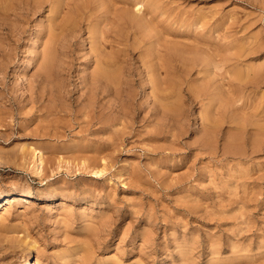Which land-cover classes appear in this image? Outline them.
Masks as SVG:
<instances>
[{"label": "rangeland", "instance_id": "1", "mask_svg": "<svg viewBox=\"0 0 264 264\" xmlns=\"http://www.w3.org/2000/svg\"><path fill=\"white\" fill-rule=\"evenodd\" d=\"M62 1L57 12L52 0H41L38 9L21 0L16 16L0 14V156L11 158L0 163V200L17 195L0 211V264H25L30 252L37 264H264V0H159L173 16L161 15L152 23L160 20L158 29L147 28L153 45L144 49L158 38L163 45L164 37L166 49L157 45L164 52L177 40H209L219 48L211 51L216 57L190 53L200 65L190 74L167 75L175 95L164 101V116L154 114L152 83L144 88L139 50L130 57L132 115L123 91L99 92L94 110L87 108L85 80L96 67L91 40L103 12L97 0ZM80 3L94 20L76 33L68 18ZM113 17L100 22L109 56L126 47H111ZM51 24L65 33H54ZM50 30L60 35L57 46ZM48 45L57 60L43 82ZM252 69L262 70L261 82ZM36 149L44 159L40 173Z\"/></svg>", "mask_w": 264, "mask_h": 264}, {"label": "bare ground", "instance_id": "2", "mask_svg": "<svg viewBox=\"0 0 264 264\" xmlns=\"http://www.w3.org/2000/svg\"><path fill=\"white\" fill-rule=\"evenodd\" d=\"M20 1L21 0H0V14H2V12H7V11H11L12 10V13L13 12H15L16 13V10L17 9H19V4H20ZM33 2H35V4H39V3H44V2H40L39 0H32ZM43 1H46V0H43ZM49 1H51V0H48V2ZM55 1V0H54ZM53 0H52V2L51 3H53L54 2ZM57 1H59V0H57ZM56 1V5L53 3V9H55L56 10V12L58 11V10H60L61 9V7H62V5L60 4L61 3V0L59 1V2H57ZM66 1V0H65ZM64 0L62 1V4L63 5H66V2H65ZM65 4H64V3ZM97 2H98V4H97V8H100V10H102V12H103V14H101V16H103V20H102V18L100 19L101 21V23H104L103 21L105 20V18L107 19V15H109V14H111L112 16H114L113 17V23H114V27L113 28H111V32H112V38H114V39H112V42H111V47L113 48V47H115V46H117V45H115V44H123V45H125L126 47H124V48H119L118 49V51H121L120 53L122 54H120L121 56H119V57H116L115 55H119L118 53H115V54H112L111 56H115V57H111V56H109V54H107L106 53V51H105V49L107 48L106 47V45H105V42L103 41V39H105V35L103 36L102 34V28H100V26H101V23L99 22V26L98 27H96V30H94L95 31V33H94V35L95 36H93V39H95V40H91V38H90V40L92 41L91 43H94L93 44V46H92V44H91V46H92V48H91V51H92V53H94V62L96 63V67H95V69H92V71H91V74H90V76L88 77V79H86L85 80V86H86V88L88 89V92L86 93V97H85V100H88V98H91V99H89L88 100V104L86 103L85 105L87 106V108H89L90 109V111H92V110H94V108H95V101L97 100V96H98V93L99 92H101V93H113V95L116 97V95H119V94H121L122 92L121 91H123V93L121 94L122 96L124 95L125 96V98H127L126 99V103H128V105H127V107H128V110L127 111H125L124 110V108H123V111H125L126 112V115L127 116H131L132 114V111L130 110V109H132V108H130V107H132L131 105H132V103H133V94H134V80L132 79L131 80V77H132V75H134L133 74V71H132V68H131V59H130V57L132 56V55H135V50H139L140 51V58H142V65H144V67H145V72L147 73V77H148V79L144 82L143 80H144V78H142L143 80V85H144V88L145 87H147L148 86V84H150V83H152V86L150 87V88H152V92L151 93H153V97H152V100H153V103H154V105H155V109H154V111H155V115H159V114H161V115H166L167 113H169V111H168V108H166L167 106H168V104L166 105V107H165V103H164V101H166V100H169L170 99V96H173V95H175V94H172L171 95V92L169 91V89H171L172 90V88H174L175 89V85L174 84H172V82H171V80H170V82H169V80L167 79L168 77H171V76H168L167 77V75H170V73H171V71H175V72H173L174 74H173V76L174 75H177L176 74V72H178V73H183V74H185V75H187V74H190L191 73V67H193V65H196V64H198L199 65V63H197V61L195 60V59H193V58H191L189 55H190V53L191 54H197V52L198 51H201V52H203V53H201V54H206L205 52H208L209 53V51L211 52L212 51V49H214V47L213 48H211L212 47V45L213 44H210L211 42H209V40L207 41H202V40H200V39H195V40H189L188 42H185V41H187V40H185L184 42H181V41H183V40H181V41H175V42H172L171 41V43H173V45L174 46H172V47H170V48H167V51H169V52H167V53H169L168 55H166L165 56V54L164 53H166V52H164L163 50H161V49H159L158 47H157V45H160L162 48H164V49H166V47L169 45V43L168 42H170V40L169 39H166V37H164L165 39H164V43H163V45H162V40L160 39V38H158L157 39V43H156V46H155V43H154V46H150V48H149V50L148 49H144L145 48V45L149 42L150 43V45H153L152 43H153V40H150V39H152L151 38V35L150 36H147L146 34H145V32H146V30H147V28H149L150 26H152L153 24L152 23H154V22H156L157 20V18L159 17V16H161V15H167V13H169L168 11H169V9H167V8H165L161 3H160V1L159 0H97ZM148 2V3H147ZM23 3V2H22ZM50 3V2H49ZM50 3V4H51ZM58 3V4H57ZM70 4V3H69ZM69 4H68V6H69ZM81 4V3H80ZM43 5V4H42ZM52 5V4H51ZM76 5H77V3H76ZM85 4H81L80 6L78 5V6H75L77 9H74L75 10V12H73L72 13V10H71V12L70 13H72V15L70 14V13H67V14H69V15H71V16H73V14H74V17L73 18H68L67 16H69V15H65L68 19H71L70 20V24H71V29H74L75 30V32L77 31V30H79V28H81V26L84 24V23H86V22H89V23H91V21H93V20H91L92 18H93V15L94 14H92V13H90L89 11V13L87 12V11H84L85 9ZM133 6H137L138 8L136 9V12L138 11V14H136V12H134V10H133ZM41 6H40V4L39 5H37V9L38 8H40ZM64 7V6H63ZM146 7H148L147 9H146ZM52 8H50V9H52ZM135 8V7H134ZM21 9V8H20ZM52 9V10H53ZM55 10H53V11H55ZM18 11V10H17ZM51 11V10H50ZM53 11H51L50 13H52ZM61 11V10H60ZM19 12V11H18ZM9 13V12H8ZM11 13V14H12ZM54 13V12H53ZM52 13V14H53ZM171 13V12H170ZM168 14L169 16H173V15H171V14ZM4 15H5V13H3ZM50 15L51 16V18L53 17V15ZM57 13H55L54 14V16L56 15ZM59 14H60V12H59ZM92 14V15H91ZM174 14H176V13H174ZM3 15V16H4ZM6 15H7V13H6ZM10 15V14H9ZM13 15H14V13H13ZM149 15V16H148ZM11 16V15H10ZM14 16H16V15H14ZM19 16V15H18ZM49 16V17H50ZM177 16V15H176ZM2 17V16H1ZM6 17V16H5ZM4 17V18H5ZM8 17V19H9V16H7ZM56 17H57V15H56ZM58 17H59V15H58ZM64 17V16H63ZM178 17V16H177ZM3 18V19H4ZM50 18V19H51ZM172 18V17H171ZM2 19V20H3ZM5 19H7V18H5ZM68 19H67V21H68ZM96 19V18H95ZM99 19V18H98ZM52 20V19H51ZM53 20L55 21L54 22V24L57 26V23H58V21H57V23H56V20H55V18H53ZM156 20V21H155ZM64 21H66V19H65V17H64V19H63V22ZM62 22V21H61ZM61 23L62 25L64 24V23ZM49 23H53V21H50V22H48V24ZM88 23V24H89ZM93 23V22H92ZM91 23V24H92ZM160 20L155 24V25H157V27H155L154 25L152 26V29H153V27H155V28H157L158 29V27H159V25H160ZM61 24L60 23H58V25H60L61 26ZM90 24V25H91ZM152 24V25H151ZM66 25V24H65ZM67 25H69V24H67ZM66 25V26H67ZM50 26V25H49ZM55 26V27H56ZM70 26V25H69ZM87 26V25H86ZM112 26V25H111ZM161 26V25H160ZM14 27H15V25H14ZM48 27V26H47ZM52 27V28H51ZM53 27H54V25H52L51 24V26H50V28H51V30L53 29ZM54 27V28H55ZM59 27V26H58ZM58 27H56L55 28V32L54 33H56L57 32V29H58ZM90 27V26H89ZM88 27V28H89ZM165 27V26H164ZM164 27H162L163 29H164ZM6 28V27H5ZM63 28V33H65L64 32V27H62ZM61 27L59 28V29H62ZM66 28H68V26L66 27ZM65 28V29H66ZM92 29H94L93 27H91ZM87 29L88 31H89V34H90V30H92V29ZM138 28H141L140 30H139V32L141 33H139L140 35H138ZM151 28V27H150ZM149 28V29H150ZM155 28H154V30H155ZM7 29V28H6ZM148 29V30H149ZM160 29V28H159ZM4 30V29H3ZM49 31L50 33V36H51V34L53 35V36H51V38L53 39V40H55L54 39V37L58 34V32L59 33H61L60 32V30H58V32H57V34H55V36H54V33L52 32V31ZM70 29L68 28V31H66L67 33L69 32L70 33V31H69ZM110 30V29H109ZM11 31H13L12 29H10V31L9 32H11ZM163 31V30H162ZM8 32V33H9ZM75 32L73 33V35L75 34ZM92 32V31H91ZM150 32V31H149ZM154 32H156V31H154ZM77 33V32H76ZM110 33V32H109ZM106 34H107V32H106ZM68 35V39H69V34H67ZM141 35H143L142 37H138V36H141ZM156 35V34H155ZM45 36V35H44ZM57 36H60V35H57ZM56 36V37H57ZM63 36V38L66 36V35H62ZM104 38H103V37ZM157 36V35H156ZM167 36V38L169 37L168 36V34L166 35ZM67 37V36H66ZM152 37H153V35H152ZM155 37V36H154ZM171 37V36H170ZM183 37H185V36H183ZM45 38V37H44ZM50 37H49V39L50 40H48V42L46 43V45L49 43V44H51V43H53L54 41L51 39ZM178 38V37H177ZM186 38V37H185ZM48 39V38H47ZM57 39H59V38H57ZM57 39L55 40V42H54V45L56 44V43H58V41H59V43H60V39L57 41ZM65 39V38H64ZM67 39V38H66ZM68 39L67 40H65V41H68ZM188 39V38H187ZM191 39V38H190ZM63 39H61V41H62ZM107 40V39H106ZM114 40V41H113ZM166 40V41H165ZM50 41H52L51 43H50ZM57 41V42H56ZM64 41V40H63ZM124 41V42H123ZM150 41H152V43L150 42ZM168 41V42H167ZM45 42V41H44ZM84 42V41H83ZM166 43H168V45H166ZM170 43V44H171ZM63 44H64V42H63ZM66 44V43H65ZM64 44V45H65ZM52 45V44H51ZM95 45V46H94ZM230 44H227L226 46H228V47H230L229 49H231V46H229ZM55 46H57V45H55ZM225 46V45H224ZM48 47H50V48H47L46 49V46H45V55H44V63H43V66H42V68H43V72H44V74L43 75H41V79H42V81L44 82V81H46L45 79H44V75H46L47 73V70L49 71V70H51V68L50 67H54V60H57V59H55L54 58V54L57 52L56 51V47L54 48V46H53V48H52V46H49L48 45ZM65 47V46H64ZM221 47H223V46H221ZM225 48V47H224ZM227 48V47H226ZM226 48L225 49H223L222 48V50H221V52H223L224 53V56H225V51L224 50H226ZM241 48V47H240ZM53 49V50H52ZM54 49H55V53H53L54 52ZM114 49V48H113ZM170 49V50H169ZM215 49H219V48H215ZM214 49V50H215ZM221 49V48H220ZM238 49V48H237ZM241 49H243V48H241ZM227 50H228V48H227ZM219 51V50H218ZM230 51V50H229ZM229 51L227 52V56H229ZM236 51V50H235ZM244 51H245V49H244ZM137 52V51H136ZM231 52V51H230ZM240 52H242L241 50H240ZM250 52V51H249ZM217 52H214V54H216ZM235 53H238V51L237 52H235ZM234 53V54H235ZM243 54H244V52H242ZM247 53V52H246ZM219 54V53H218ZM233 54V55H234ZM210 55H213L212 54V52L210 53ZM232 55V54H231ZM236 55V54H235ZM213 56H215V55H213ZM223 56V55H222ZM238 56V60H239V58H240V56H241V58H242V55H241V53L239 54V55H237ZM236 56V57H237ZM246 56H248V54L246 55ZM92 57V56H91ZM208 57H211V56H209V54H208ZM216 57V56H215ZM230 57V56H229ZM234 57V56H233ZM236 57H234V59H237ZM243 57H244V55H243ZM231 58V57H230ZM246 58V57H245ZM204 59L206 60V58L204 57ZM243 59V58H242ZM212 60V59H211ZM231 60H233V59H231ZM207 61H208V59H207ZM234 61V60H233ZM233 61H232V63H233ZM242 61V60H241ZM55 62H57V61H55ZM93 62V63H94ZM214 62V61H213ZM221 62V61H220ZM224 62V61H223ZM225 62H229V58L228 59H225ZM224 62V63H225ZM240 62V60L238 61V63ZM53 63V64H52ZM201 63H202V65H203V62H202V60H201ZM211 63V62H210ZM210 63H209V61H208V64L210 65ZM229 63H231V62H229ZM232 63H231V65H232ZM237 62L235 63V64H238ZM244 63V62H243ZM60 64V63H59ZM206 64V63H205ZM207 64V65H208ZM220 64V63H219ZM51 65H53V66H51ZM206 65V66H207ZM208 65V66H209ZM214 65V64H213ZM225 65H228V64H225ZM225 65H223V68H224V66ZM231 65H229V66H231ZM239 65V64H238ZM238 65H237V67H238ZM244 65V64H243ZM242 65V66H243ZM200 66V65H199ZM212 66V65H211ZM229 66H227V67H229ZM239 66H241V65H239ZM241 66V67H242ZM118 67H121L122 69H123V72H122V70H120L121 68H119L118 69ZM210 67V66H209ZM245 67V66H244ZM249 66H247V68H248ZM253 67V66H252ZM260 67V66H259ZM264 67V66H263ZM263 67H261V68H263ZM31 68V67H30ZM50 68V69H49ZM195 67H193V69H194ZM206 68V67H205ZM208 68V67H207ZM207 68L205 69V70H207ZM226 68V67H225ZM230 68V67H229ZM246 68V69H247ZM251 67H249V69H250ZM260 68V69H261ZM203 68H201V70H202ZM238 69V68H237ZM245 69V68H244ZM243 69V70H244ZM254 69V68H253ZM252 69V71H254ZM258 69V68H257ZM256 69V70H257ZM264 69V68H263ZM211 70H213V69H211ZM227 72H228V70L227 69H225ZM230 70H233V69H231L230 68ZM242 70V69H241ZM248 70V69H247ZM246 70V71H247ZM16 71H19V68L17 67L16 68ZM193 71V70H192ZM236 71V66L234 67V72ZM249 71L250 70H248V72L247 73H249ZM261 71L262 70H260V73H261ZM201 72H204V73H208V72H212V71H210V69H208V71H201ZM200 72V70H199V73H201ZM232 72V71H231ZM251 72V71H250ZM161 73H165V75H166V77L164 76L163 78H161L160 76H161ZM225 73V72H224ZM239 73H241V71L239 70ZM244 73V72H243ZM242 73V74H243ZM254 73H258L257 75H255V78L253 77V76H251V75H254L253 73L250 75V74H248L249 75V79H251L252 77L254 78V80L256 79V76H258L260 73H259V70L256 72V71H254ZM140 74V73H139ZM172 74V73H171ZM203 74V73H202ZM236 74H238L237 73V71H236ZM241 74V75H242ZM48 75V74H47ZM46 75V76H47ZM63 75V74H62ZM141 75V74H140ZM179 75V74H178ZM177 75V76H178ZM181 75V74H180ZM184 75V77H186ZM234 75H235V73H234ZM233 73H232V78H233ZM244 75V74H243ZM248 75H246V76H248ZM230 76L231 75H229L228 77H229V79H230ZM124 77V78H123ZM144 77V76H143ZM154 77H155V79H154ZM158 77H160V78H158ZM176 77V76H175ZM178 77H180V76H178ZM177 77V79H179L180 80V78H178ZM183 77V76H182ZM225 77V76H224ZM223 77V78H224ZM243 77V76H242ZM242 77H239V78H242ZM244 77H245V75H244ZM46 78V77H45ZM173 77H171L170 79H172ZM226 78V77H225ZM231 78V79H232ZM246 78V77H245ZM124 79H126V80H124ZM184 79V78H183ZM226 79H228V78H226ZM235 79V78H234ZM248 78H247V80H249ZM258 79V78H257ZM257 79H256V81H257ZM176 80V79H175ZM174 80V81H175ZM241 80H243V81H246L247 82V80H245L244 78L243 79H241ZM181 81H184V80H181ZM186 81V80H185ZM250 81H252V80H250ZM255 81V82H256ZM261 82V79L259 80L258 79V81L257 82ZM41 82V81H40ZM133 83V85H132V83ZM177 82V81H176ZM230 82H231V80H230ZM232 82H233V80H232ZM237 82V81H236ZM241 82V81H240ZM246 82L245 83H243V84H246ZM228 83H229V81H228ZM228 83H227V85H228ZM235 83V82H234ZM238 83V82H237ZM237 83H235V84H237ZM136 84H137V82H136ZM176 84V83H175ZM194 84H196L197 85V83H194ZM231 84V83H230ZM229 84V85H230ZM257 84H259V83H257ZM183 84H181V86H182ZM233 85V84H232ZM237 85H241V84H237ZM62 86V85H61ZM124 86V87H123ZM181 86H178V88L179 87H181ZM206 86H209V85H206ZM238 86V87H239ZM177 87V86H176ZM191 87V86H190ZM192 87H194V85H192ZM197 87H200L199 85L197 86ZM233 87H235V86H233ZM63 88V87H62ZM201 88H202V86H201ZM201 88H200V91L198 90V88H197V90H195L194 92H195V96H193V97H196V98H198L199 97V94H200V92L202 91L201 90ZM204 88V87H203ZM202 88V89H203ZM232 88V87H231ZM236 88H237V86H236ZM146 89V88H145ZM192 89V88H191ZM194 89V88H193ZM207 90H208V87L206 88ZM60 90V89H59ZM58 90V91H59ZM64 90V89H63ZM178 90V89H177ZM180 90V89H179ZM204 90H205V88H204ZM193 92V93H194ZM174 93H176V91H174ZM192 93V94H193ZM199 93V94H198ZM204 93V92H203ZM62 94V93H61ZM168 94H170V95H168ZM204 94H206V93H204ZM208 94H209V90H208ZM152 95V94H151ZM194 95V94H193ZM65 96V95H64ZM204 96V95H203ZM208 96V95H207ZM206 96V97H207ZM59 97V96H58ZM61 97H63V95H61ZM188 97V96H187ZM205 97V98H206ZM123 98V97H122ZM121 98V96H120V98L119 99H122ZM172 98V97H171ZM200 98H202L201 96H200ZM62 99V98H61ZM64 99H65V97H64ZM124 99V98H123ZM123 99L121 100V101H123ZM147 99H149V98H147ZM125 100V99H124ZM197 100H199V99H197ZM121 101H120V103H121ZM170 101V100H169ZM61 102V101H60ZM123 103V102H122ZM121 103V104H122ZM126 103H124V106H125V104ZM150 104V103H149ZM122 107H123V104L121 105V107L119 106V108H121L122 109ZM136 107V106H135ZM171 107V106H170ZM142 108V107H141ZM208 108V107H207ZM143 109V108H142ZM205 109V108H204ZM208 109H210V108H208ZM208 109H206V110H208ZM204 111L205 113H207V111ZM145 111V110H144ZM202 111V112H203ZM212 111H214V110H212ZM119 112V111H118ZM121 112V111H120ZM131 112V113H130ZM208 112H211V111H208ZM129 113L131 114V115H129ZM135 113V112H134ZM133 113V114H134ZM203 114V113H202ZM214 114V113H213ZM208 115V114H207ZM258 115V114H257ZM125 116V115H124ZM210 116H212V113H211V115ZM259 116V115H258ZM133 117H134V115H133ZM133 117H131V118H133ZM205 117V114H204V116H203V118H201V120H203V121H205L206 120V117ZM87 118V117H86ZM130 118V117H129ZM208 119H209V117H208ZM211 119H212V117H211ZM87 121V120H86ZM222 121V120H221ZM206 122V124L208 123L207 121H205ZM204 122V123H205ZM210 122V121H209ZM213 122V121H212ZM204 123H202V124H204ZM214 123H215V121H214ZM218 123V121L215 123V124H217ZM257 123V122H256ZM209 124V123H208ZM207 124V125H208ZM219 124H222V123H218L217 125L219 126ZM255 124V123H254ZM259 125H261V124H259ZM209 126V125H208ZM249 126V125H248ZM211 127V126H210ZM216 127V126H215ZM261 127H262V125H261ZM207 128V127H206ZM217 128V127H216ZM216 128H213V130H216ZM243 128H245V127H242V128H240V131H242L243 130ZM246 128H247V126H246ZM246 128H245V130H246ZM260 128V127H259ZM258 128V129H259ZM242 129V130H241ZM261 129V128H260ZM202 130H204V128L202 129ZM213 130H211L212 132H213ZM207 131V130H206ZM258 131V130H257ZM261 131H262V129H261ZM260 131V132H261ZM264 131V130H263ZM204 132V131H203ZM209 132V131H208ZM246 132V131H245ZM215 133V132H214ZM213 133V134H214ZM205 134V133H204ZM264 134V133H263ZM259 135H261V134H259ZM205 137H206V134L204 135ZM213 136V135H212ZM264 136V135H263ZM262 137V136H261ZM207 138H208V136H207ZM213 138V137H212ZM211 138V139H212ZM205 139V138H204ZM208 140V139H207ZM257 140V139H256ZM209 141V140H208ZM255 141V140H254ZM204 142H206V141H204ZM211 142V141H210ZM209 143V142H208ZM252 143V142H251ZM259 143V142H258ZM207 144V143H206ZM257 144V143H256ZM262 144V143H261ZM252 146V145H251ZM226 147V146H225ZM229 147H230V145H229ZM259 148V147H258ZM227 150V149H226ZM229 150V149H228ZM237 150V149H236ZM33 151V150H32ZM35 151V165H34V173H40L39 172V164H43L44 163V159H43V157H42V155L43 154H41V152L40 151H38V149H36V150H34ZM229 152V151H228ZM239 152V151H238ZM7 153V152H6ZM227 153V152H226ZM6 155V154H5ZM9 156V155H8ZM11 156V155H10ZM15 156V155H14ZM3 158H5V159H11L10 157L8 158H6V157H3ZM2 158V156H0V163H5L4 162V160L5 159H3ZM15 158H17V157H15ZM13 159H14V157H13ZM23 159V158H22ZM18 160V159H17ZM21 160V159H20ZM6 161V160H5ZM14 161V160H13ZM8 162H12V160L11 161H8ZM16 164H18L17 162H16ZM41 171V170H40ZM36 175V174H35ZM59 187H61V186H58L57 188H59ZM66 188L64 187V189H63V187H62V189L61 190H65ZM17 191V190H16ZM58 191V190H57ZM25 192V191H24ZM60 192V191H59ZM62 192V191H61ZM67 192V191H66ZM30 194V193H29ZM50 194V193H49ZM61 194V193H60ZM59 194V196H61ZM64 194H66V193H64ZM20 195V194H19ZM23 195V194H22ZM52 195H53V193H52ZM17 195H14V194H10V195H8V196H6V197H4L3 199H1L0 200V211L2 210V209H5L4 207L5 206H8L9 204H11V202H14L15 201V197H16ZM66 196V195H65ZM55 198V197H54ZM66 199V198H65ZM27 200V199H26ZM51 200V199H50ZM17 201V200H16ZM15 201V202H16ZM25 201V200H24ZM59 201V200H58ZM60 203V202H59ZM62 204H66V201H62ZM61 204V205H62ZM59 205V204H58ZM60 205V206H61ZM67 205V204H66ZM11 206V205H10ZM65 206V205H64ZM64 209V208H63ZM65 211V210H64ZM67 212V211H66ZM23 244V243H22ZM28 244V246H30L29 245V242L27 243ZM26 244V245H27ZM25 247V246H24ZM28 248V247H27ZM30 248H31V246H30ZM33 248V247H32ZM26 250V249H25ZM29 251V250H28ZM27 254V253H26ZM36 260V258H34L33 257V255H32V253L30 252L29 253V257L27 258V261H26V263L25 264H37V262L35 261ZM115 263V262H114ZM113 263V264H114ZM107 264H109V263H107ZM115 264H117V263H115Z\"/></svg>", "mask_w": 264, "mask_h": 264}]
</instances>
